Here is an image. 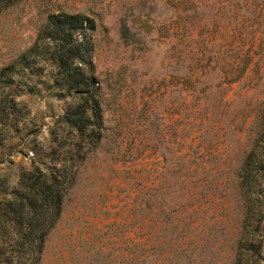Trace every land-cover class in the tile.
Listing matches in <instances>:
<instances>
[{
    "label": "rangeland",
    "instance_id": "rangeland-1",
    "mask_svg": "<svg viewBox=\"0 0 264 264\" xmlns=\"http://www.w3.org/2000/svg\"><path fill=\"white\" fill-rule=\"evenodd\" d=\"M254 150L264 0H0V264H264ZM34 167L41 240L3 202Z\"/></svg>",
    "mask_w": 264,
    "mask_h": 264
},
{
    "label": "trees",
    "instance_id": "trees-1",
    "mask_svg": "<svg viewBox=\"0 0 264 264\" xmlns=\"http://www.w3.org/2000/svg\"><path fill=\"white\" fill-rule=\"evenodd\" d=\"M66 18L69 21L73 19L71 16ZM53 23L57 25L59 23V18L54 16ZM58 26L59 25H57V27ZM77 47L78 46H76V49ZM88 48L89 47H87V49ZM78 60L81 64L85 61L83 57H80ZM76 89L84 90V88L80 87ZM262 162H264V155L254 150L245 160V166L246 164H261ZM245 166L243 167L245 173H243L242 176V187H246L244 197L245 200H247V203H249V206H252L256 201L254 200L253 202V196L251 195L253 192L250 191L249 186L251 171L248 170V168L246 169ZM255 167L257 168L258 166ZM256 175V178L264 177L263 172H257ZM64 181V177L61 174H58V172L43 173L37 167L23 172L20 175L15 193L9 198L3 199L4 204L12 207L11 211L13 216L19 218L20 238L34 234L39 240H41L48 229L53 226L61 209L62 198L65 191ZM244 183L247 184L244 186ZM37 208H44L45 216L35 213ZM8 221L9 220H5L3 215L0 214L1 235L8 232L10 228L13 229L10 227V224H8Z\"/></svg>",
    "mask_w": 264,
    "mask_h": 264
}]
</instances>
